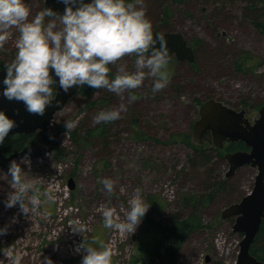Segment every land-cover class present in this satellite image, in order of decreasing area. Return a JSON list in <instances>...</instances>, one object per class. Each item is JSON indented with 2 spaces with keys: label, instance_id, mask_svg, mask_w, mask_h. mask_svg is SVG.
Returning <instances> with one entry per match:
<instances>
[{
  "label": "rangeland",
  "instance_id": "rangeland-1",
  "mask_svg": "<svg viewBox=\"0 0 264 264\" xmlns=\"http://www.w3.org/2000/svg\"><path fill=\"white\" fill-rule=\"evenodd\" d=\"M152 1L145 0V7L153 26L161 17L168 18L169 31L181 34L189 44L206 45L209 50L225 47L227 56L220 61V72L200 70L193 77L186 66L171 64L176 74L150 98L143 84L154 83L153 76L119 94L102 88L89 101L73 97L51 126L55 133H62L59 144L39 158L30 157V166L22 165L26 178L40 188V204L34 212L22 214L19 204L5 206L13 189L11 176H7L9 164L0 168V227L7 226V231L0 234V264H11L3 253L9 249L21 254L22 264H41L45 257L54 264H74L85 254L84 249L76 251L84 236L97 248L110 245L112 264H131L138 246L148 236L145 218L167 225L173 220H187L195 210L202 229L184 243L176 264H236L244 236L234 231L237 216L224 218L223 213L251 193L258 169L245 166L229 178L225 151H212L210 137L203 144L197 143L194 127L201 108L210 100L245 111L250 121L260 117L264 108V31L244 17L248 0L229 2L224 14L216 12L219 4L214 0H159L162 7L158 16H149L154 13ZM25 2L30 8L29 19L45 8V0ZM259 9L264 24V3ZM165 10H169V17H164ZM10 32L0 48L4 64L11 62L17 51L18 29L14 26ZM135 59V54H129L110 65L112 74L121 63L134 71ZM237 64L243 68L238 69ZM177 84L182 86L181 91L173 88ZM104 93L109 95L107 99ZM92 101L98 104L89 107ZM122 104L125 110L120 118L95 122L100 111ZM69 119H78L72 129L65 127ZM98 127H104V136L88 135V130ZM180 136L191 137L198 150L181 141ZM200 151L213 152L205 167L194 163ZM207 174L231 184L233 194H219L194 210L188 199L204 195ZM104 178L115 182L111 192L102 183ZM137 188L151 206L136 231L106 227L101 205L115 207L122 220ZM75 222L84 226L82 233L72 231Z\"/></svg>",
  "mask_w": 264,
  "mask_h": 264
},
{
  "label": "clouds",
  "instance_id": "clouds-1",
  "mask_svg": "<svg viewBox=\"0 0 264 264\" xmlns=\"http://www.w3.org/2000/svg\"><path fill=\"white\" fill-rule=\"evenodd\" d=\"M75 2L64 0L66 8L62 15L45 7L29 19L30 8L25 0H0V48L9 39L11 28L15 26L19 32L15 56L4 65L3 96L22 101L29 113L43 115L53 102L57 83L65 92L76 85H88L119 94L141 86L146 76H153L156 77L153 92L167 86L169 49L162 33L158 38L154 35L145 0H79V6L74 8ZM158 40L160 46L155 47ZM129 54L136 56L135 70L129 71L121 63L114 77H110V65ZM122 110H125L123 104L100 111L94 120L96 123L116 120ZM77 123L78 119H69L65 127L72 129ZM15 124L13 118L0 110V144ZM30 164V157L25 154L19 162L10 161L7 173L11 176L13 191L8 193L5 206L11 208L19 204L25 215L34 212L40 204V188L26 178L22 167ZM102 183L109 192L113 190L115 182L111 178H104ZM128 204L122 220L115 207L101 205L105 226L134 233L151 205L145 203L139 188ZM15 219L13 217V222ZM71 226L73 232L84 231L79 222ZM6 231L7 226L0 227V234ZM81 249L85 250L82 264H112L110 245L97 248L84 236L76 251ZM3 253L11 264H22L19 252L9 249ZM41 264H54V261L45 257Z\"/></svg>",
  "mask_w": 264,
  "mask_h": 264
},
{
  "label": "water",
  "instance_id": "water-1",
  "mask_svg": "<svg viewBox=\"0 0 264 264\" xmlns=\"http://www.w3.org/2000/svg\"><path fill=\"white\" fill-rule=\"evenodd\" d=\"M90 2V0H84ZM79 6V0L73 3V7ZM45 7L53 8L58 14H63L66 8L64 0H45ZM165 36L166 46L169 49V56L176 53L180 59H193V50L187 45L181 34L164 33L161 30L154 31ZM158 40L155 47H159ZM171 57V56H170ZM54 74V73H53ZM6 75V69L0 70V110L6 112L10 118L16 121L15 126L10 130L7 138L18 134L32 136V140L19 152L6 155L3 144H0V168H5L13 159L20 160L25 154L32 159L39 158L51 151L59 144L62 133H55L51 126L55 125L56 114L64 110L68 102L80 91V85L73 86L68 92L59 87L58 83L53 102L46 107L43 115L29 113L22 101L8 100L2 94L4 85L2 80ZM58 81V77H56ZM210 133L213 143L218 148H223L226 142L244 143L249 149L229 153L225 159L229 163L230 178L240 168L251 165L258 169L255 185L250 194L245 196L239 203L228 207L223 217L237 216L234 231L243 234L240 243V252L236 264H264L252 253V247L256 241L264 221V108L260 111V117L254 124L246 117L245 111H236L226 104L210 100L203 105L200 112V119L194 127V140L202 144L204 136ZM73 187V186H72ZM74 264H82V259Z\"/></svg>",
  "mask_w": 264,
  "mask_h": 264
},
{
  "label": "trees",
  "instance_id": "trees-1",
  "mask_svg": "<svg viewBox=\"0 0 264 264\" xmlns=\"http://www.w3.org/2000/svg\"><path fill=\"white\" fill-rule=\"evenodd\" d=\"M129 2L131 0H128ZM181 2V0H179ZM218 2L219 7L215 10L220 14H224L225 5L228 6L229 2H234L235 0H214ZM249 5L245 9L244 17L250 20L254 26L258 27L260 30L264 31L263 16L261 15L262 10L259 9L260 3H264V0H248ZM162 2L159 0L152 1V8L154 10L153 14L149 16H158L160 8L162 7ZM169 10H165L164 17H169ZM162 16V15H161ZM148 17V16H147ZM160 22H164L163 17L159 19ZM202 45V44H201ZM198 46V45H197ZM201 47V48H199ZM197 49V69L200 70L218 73L220 72L221 62L226 58V49L223 45L220 46L217 50H209L206 45L199 46ZM199 51V52H198ZM4 62L0 61V70L4 68ZM238 69H242L243 66L237 64ZM110 77H114L112 72L109 73ZM152 83H144L143 88L145 89V94L147 98L155 96L159 91L153 92ZM177 91H181L183 88L181 85H174ZM106 89V88H105ZM102 88H93L88 85H82L78 96L86 98L88 101L93 99L95 92L100 91ZM107 90V89H106ZM107 99L109 95L103 94ZM101 103V102H100ZM98 104V102H97ZM96 103L89 102V107L97 105ZM104 127H98L96 129L88 130L89 136L102 135L104 136ZM182 137L183 142L193 147L195 150H198V146H195L192 143L191 137L180 136ZM32 139V136L18 134L7 138L3 144V150L6 155L11 153H16L21 151ZM244 144L234 145V148H243ZM212 151H218V154L221 153V149H217L214 145L209 144ZM236 146V147H235ZM197 157L194 163H201L203 167L207 166L213 158V152L211 151H200L197 152ZM203 186L205 188L204 195L200 198H189V206L194 210L199 205H205L209 201L211 202L219 194H233V187L228 182L216 181L210 177V174H207L203 180ZM196 211V210H195ZM193 211L190 217L187 220L176 221L173 220L171 224L163 225L154 220L145 218L146 223V233L148 234L147 239L138 246L134 256L132 257L131 264H176L177 258L180 254L181 248L184 243L191 238L195 233L199 232L202 229L201 219L199 220L196 212ZM252 253L259 260L264 262V221L261 228V231L253 244Z\"/></svg>",
  "mask_w": 264,
  "mask_h": 264
},
{
  "label": "flooded vegetation",
  "instance_id": "flooded-vegetation-1",
  "mask_svg": "<svg viewBox=\"0 0 264 264\" xmlns=\"http://www.w3.org/2000/svg\"><path fill=\"white\" fill-rule=\"evenodd\" d=\"M129 2V1H128ZM132 2V0L130 1ZM168 20V18H166ZM165 20V19H163ZM167 20H165L164 22H160L158 23V25H154L152 24V27H153V32L156 31V30H161L162 32L164 33H167V32H170V33H174V32H171L169 31L168 29V26H169V23H167ZM178 34V33H177ZM187 45L192 48L193 50V59L190 60L189 58H184V59H180L179 56L176 54V53H172L170 56H169V62H168V66H169V70H167L168 72V78H170L171 76L175 75L176 74V69L175 70H171V64H175L177 65V67H179L180 65L182 66H186L187 69H189V72H190V76H192L193 74V77L196 76V74H198V69L196 68L197 67V45L198 44H189L187 42ZM56 89V87H54V90ZM257 119L251 121L252 124H254L256 122ZM206 137H210L211 138V134L210 133H207L204 138ZM240 145V144H244L242 142H237V143H229V142H226L224 144V147L221 148L222 151H225L224 152V155L226 156L227 154L229 153H236L238 151H247V152H250V149L244 144L243 148H234V145ZM236 147V146H235ZM217 148V147H216ZM220 149V148H219ZM226 160V159H225ZM227 161V160H226ZM228 162V161H227ZM229 165V163H228ZM246 166H251V165H246ZM245 167V166H244ZM242 167V168H244ZM254 168V167H253ZM241 169V168H240ZM239 169V170H240Z\"/></svg>",
  "mask_w": 264,
  "mask_h": 264
},
{
  "label": "bare ground",
  "instance_id": "bare-ground-1",
  "mask_svg": "<svg viewBox=\"0 0 264 264\" xmlns=\"http://www.w3.org/2000/svg\"><path fill=\"white\" fill-rule=\"evenodd\" d=\"M78 93H79V92H78ZM78 93H77V94H78Z\"/></svg>",
  "mask_w": 264,
  "mask_h": 264
}]
</instances>
